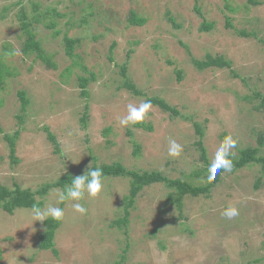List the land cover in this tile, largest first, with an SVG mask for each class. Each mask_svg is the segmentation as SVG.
<instances>
[{"label": "rangeland", "instance_id": "rangeland-1", "mask_svg": "<svg viewBox=\"0 0 264 264\" xmlns=\"http://www.w3.org/2000/svg\"><path fill=\"white\" fill-rule=\"evenodd\" d=\"M132 11L146 23L131 24ZM22 13L54 67L35 54L23 55L28 36ZM204 21L210 30H201ZM65 35L79 41L73 56L66 53ZM209 54L224 57L230 67L194 65ZM2 64L11 75L0 89V182L9 188L35 192L62 176L112 163L205 185L228 135L238 141L230 159L238 160L247 147L264 155V0H0ZM123 65L142 95L124 87ZM80 77L90 78L85 90ZM148 97L179 113L152 104L143 122L149 127L119 124L130 103L138 107ZM196 123L208 163L196 144ZM15 133L13 159L6 137ZM170 139L182 146L179 157L168 155ZM102 181L99 198L85 194L79 201L87 209L83 215L73 210V201L58 203L56 190L70 184L36 192L39 207L64 209L57 253L40 249L44 227L32 208L9 213L0 206V264H264L260 163L224 171L209 195L183 196L182 208L168 199L178 195L166 183L145 186L129 208L126 227L116 222L126 213L130 177ZM230 204L239 209L232 219L221 215Z\"/></svg>", "mask_w": 264, "mask_h": 264}, {"label": "trees", "instance_id": "trees-1", "mask_svg": "<svg viewBox=\"0 0 264 264\" xmlns=\"http://www.w3.org/2000/svg\"><path fill=\"white\" fill-rule=\"evenodd\" d=\"M253 4H258L260 0H250ZM57 15H60L59 13H56ZM27 14L22 13V27L25 33L27 34V39L25 40L23 47L21 49L24 56H29L30 54H35L36 57L40 58L42 61H44L49 67H54V63H52L51 58L46 54L45 50L43 49L41 43L35 39V35L33 31L30 29L31 23L30 21H27ZM173 21V18H171ZM129 22L133 25H144L146 23V19L142 16H139L136 12L132 11L129 17ZM55 22H51L49 24V27H54ZM227 25L231 26V22L229 18L227 19ZM212 28V24L208 23L207 21H204L201 30L208 31ZM60 31H56L55 33L58 34ZM243 35H248L247 32L244 30L240 31ZM78 39L69 37L67 35L64 36V44H65V50L66 53L69 56H73L75 46L78 43ZM115 47V43L112 45V50ZM111 50V53H112ZM129 57V55H128ZM194 65L198 67L200 70H204L211 67H230L231 63L224 59L222 56H212L207 55L205 59L199 60L194 59ZM122 75L126 78L124 82V87H126L129 91H132L134 94L142 95L143 92L127 78V67L126 65L122 66ZM178 78H181V73H177ZM11 75V71H9V68L5 65H0V89L3 87L5 79ZM94 79V75L91 77ZM80 84L82 88L85 90L87 84L90 81V78L88 77H80ZM83 93H86V91H83ZM19 96L22 102V109L25 110V108L28 105V99L26 96L25 91L19 92ZM148 100L151 101L153 105L159 106L161 109L166 111H171L174 114H178L179 112L173 108L171 105H169L166 101L161 100L156 97H148ZM263 106H264V98H263ZM135 126L139 127H146L144 123H137ZM149 127V126H147ZM196 131L199 135V140L196 142L200 153L201 158L205 163H208V157H207V149L205 147L203 137L204 132L201 126L196 123ZM18 133V132H17ZM17 133H15L14 137L7 136V140L9 142L10 146V155L13 159L15 158V152H16V137ZM50 140L55 143L56 149L55 151L57 153H60V148L57 144L56 137L49 133ZM137 151H139V147H137ZM259 151L258 147H247L246 149L242 150L240 157L238 160H233V169H240L243 167H246L247 165L251 163H260L264 170V155L258 156L257 153ZM100 168L103 170V177L105 178L107 176H129L130 177V192L129 195L126 198L127 204L125 209V216L121 219H119L116 223L120 226L126 227L128 224V217H129V208L134 205L135 198L138 195V193L145 187L149 186L156 182H164L169 187L174 188L176 190V193L178 195L177 198L173 194H170L168 196V199L170 201L177 202L178 207L182 208L181 199L185 195H191V196H199V195H209L211 192V189L216 185V183L219 182L220 177L222 173L225 171L224 169H221L217 175L214 181L211 183L207 182L205 185H195L187 180L182 179H171L162 174L161 172L157 171H136V170H129L125 168L121 163H112V164H104L100 167L97 165H93L91 169ZM74 179V176L68 174L65 176L60 177L58 180H56L53 183H48L46 186H44L42 189H39L38 191H32L31 189H23L20 186H16L15 188H9L5 185H3L0 182V206L4 208L7 212L13 213L17 208H32L33 205L39 206L40 201L36 199V192H39L40 194L44 195L51 187H65L67 184H71L72 180ZM41 205V204H40ZM61 225V221H56L52 218H48L46 221H43V227L44 232L40 234V249L42 250H48L51 249L55 253H57L55 249V235L56 231ZM124 259V257H122ZM115 264H121V260L116 261Z\"/></svg>", "mask_w": 264, "mask_h": 264}, {"label": "clouds", "instance_id": "clouds-1", "mask_svg": "<svg viewBox=\"0 0 264 264\" xmlns=\"http://www.w3.org/2000/svg\"><path fill=\"white\" fill-rule=\"evenodd\" d=\"M152 109V103L150 100L143 101L138 107L129 104L128 114L124 117L119 118V124L128 127L130 125H135L137 123H143L148 116V113ZM238 141L233 139L231 135H228L220 143L216 150V155L213 162L208 168L207 181L211 183L215 180L217 173L224 169L225 171H231L233 167L232 159L230 156L234 155L232 149L236 148ZM182 152V146L177 143L175 139L169 140L168 155L171 157H179ZM103 170L100 168L88 169L81 175L74 177L72 183L65 189L56 190L58 203H63L65 201H73L71 207L73 210L80 214H86L87 209L83 204L79 203L84 199L85 194L88 197L96 199L99 198L103 192ZM31 215L36 221H46L49 217L56 220L62 221L65 215L64 209L57 207L51 203L45 204L43 208L33 205ZM222 216L232 219L239 215V209L230 204L221 213Z\"/></svg>", "mask_w": 264, "mask_h": 264}]
</instances>
